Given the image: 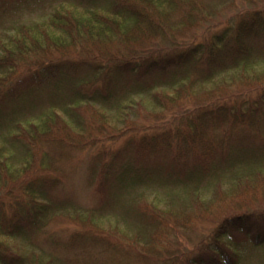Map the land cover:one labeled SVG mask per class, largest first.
I'll use <instances>...</instances> for the list:
<instances>
[{
    "label": "trees",
    "instance_id": "16d2710c",
    "mask_svg": "<svg viewBox=\"0 0 264 264\" xmlns=\"http://www.w3.org/2000/svg\"><path fill=\"white\" fill-rule=\"evenodd\" d=\"M251 1L0 0V264H152L100 227L48 229L69 211L138 220L156 263L264 264V7ZM110 115L140 137L118 145L128 130L111 133ZM86 145L95 204L82 208L59 164ZM209 213L202 248L162 255Z\"/></svg>",
    "mask_w": 264,
    "mask_h": 264
},
{
    "label": "rangeland",
    "instance_id": "374dc122",
    "mask_svg": "<svg viewBox=\"0 0 264 264\" xmlns=\"http://www.w3.org/2000/svg\"><path fill=\"white\" fill-rule=\"evenodd\" d=\"M252 1L258 2L257 6L264 7V0ZM239 5L243 6L242 3H240ZM222 14L224 15L227 13ZM226 28V23H223L209 30L196 32L178 42L176 47L185 48L199 42L206 41L212 38V36H214L215 34L224 31ZM146 109L147 112L148 110H151L147 107ZM110 120L111 124L113 125L111 127V133L116 134L117 132H120L119 129H122L123 134V132H126L128 130V132H126L125 134L116 136L118 145L122 146L123 143L127 142L132 137H140V134H138L137 131H130V129H125L124 127L126 126L124 121L117 120L115 117L113 118L112 115H110ZM132 121L135 122L136 125L141 126V128L146 127L150 124L145 118L144 112L140 118L137 117L134 120L132 119ZM115 124H117V126H114ZM135 134H137L138 136H135ZM93 137L97 138V142H103V138L100 134H93ZM77 139L84 142L86 138L84 136H78ZM107 141H111V139H107ZM90 146L91 145H86V149L84 151L79 153L76 152V157L63 160L59 164V169H65V176L63 177V188L61 192H64L68 198L73 200L75 204L81 206L82 208H89L95 204L93 194L94 185H92V173L90 169L91 155L85 154V151L89 150ZM170 213L173 214L172 212ZM87 220H89L88 213L78 216L76 212L69 211L63 213V215H59L55 222L51 223L48 226V229L50 231L59 233V236L63 238L66 237V233L68 232V230H80L82 227L87 226L91 228L100 227L104 229L106 233L112 235V237H114L112 238L113 240H119L120 243L124 245V248H130L132 249V251H134V253L145 252L149 255V258H151L152 264H161L156 263L158 260L156 256L158 254L155 255L154 251H152L156 245L154 244L151 246L150 239L147 245L143 240L140 239L141 236L134 226L139 225L138 220L133 219L131 228L127 230L121 226L116 227V220L113 217H106L105 219L98 218L95 220V224L92 223L93 221L88 223ZM84 221H86V223ZM188 224L191 225V229H179L178 237L169 240L168 243L165 244L166 246H164L165 249L162 251V255L166 252H169L170 254L175 253V256H181V259H183L182 255H187L198 251L199 248H202L201 246H203V244L207 242L208 237L216 227V220L213 219L211 213H209L206 219H199L198 216H196ZM145 236L148 237L147 235ZM10 246L12 251L15 253H20L22 255L29 254V249L20 242H10ZM160 247H163V244L160 245ZM63 256L64 255L61 253V257ZM154 257L156 258L154 259Z\"/></svg>",
    "mask_w": 264,
    "mask_h": 264
}]
</instances>
